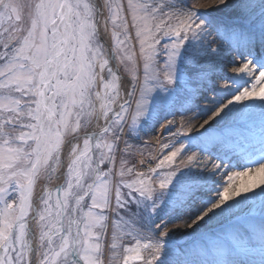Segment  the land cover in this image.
I'll return each mask as SVG.
<instances>
[{
  "label": "snow or ice",
  "instance_id": "obj_1",
  "mask_svg": "<svg viewBox=\"0 0 264 264\" xmlns=\"http://www.w3.org/2000/svg\"><path fill=\"white\" fill-rule=\"evenodd\" d=\"M188 113L203 131L167 120ZM161 120L187 144L145 157ZM237 159L255 175L224 187ZM257 228L264 0H0V264H194L208 240L227 256Z\"/></svg>",
  "mask_w": 264,
  "mask_h": 264
},
{
  "label": "rangeland",
  "instance_id": "obj_2",
  "mask_svg": "<svg viewBox=\"0 0 264 264\" xmlns=\"http://www.w3.org/2000/svg\"><path fill=\"white\" fill-rule=\"evenodd\" d=\"M17 2H19L23 5L25 0H17ZM147 2L151 3V0H147ZM192 2L197 7L207 8L209 5V4H205L203 2L201 4L200 0H192ZM25 12H26V8H22V13H25ZM136 50L138 52V45H137ZM122 72H123V69H122ZM125 74H127V73H125ZM139 75L142 79V76H143L142 65L140 67ZM251 83L252 82L249 81L246 86H248L250 88ZM254 101H252V103H255ZM191 116H192V113H188L187 115L177 114L174 117L177 119L178 127L182 126V131L188 132V134H190V135H195L196 132L203 131L200 128L201 123L199 124V121H202V120H199V121L192 120ZM168 117H171V116H168ZM162 121L163 120H161L159 123H161ZM159 123H157L155 125L156 130L154 132H151L148 135L143 136L141 146L144 147V149H145V157H148V153H151L153 156H156L158 158H162V155H167L169 151L173 150V148H169L167 150H164L163 153H161L159 145L156 144L154 134L157 131V127H158ZM189 130H190V132H189ZM169 140L174 141V148H180L181 144H185V145L187 144V141L181 139L180 137H173L170 133L167 134V136H164L161 139V142L162 143H168ZM192 151H197V150L196 149H192L190 151L181 150V153L178 154V156L176 157L173 168L183 167L182 161H185L187 159V156L192 154ZM138 159H139V156H136L134 159H132V163H135ZM156 162H158V160H152V165L154 166ZM238 163H239L238 159L234 161V165H238ZM118 166L119 165L117 163V167ZM248 179L249 178H247V180L240 182L239 181L240 176L233 177V179L231 181H229L227 178L225 181V183H226L225 187H231L232 189L238 188V187H240L241 184L247 183ZM54 182H56V180L52 181V183H54ZM62 182H63V180L61 179L60 183H62ZM56 184H59V183L57 182ZM49 187H51L53 189V192H55L54 185L52 186L50 184ZM255 191L258 192L259 190L255 189ZM256 209H257L256 215L259 216V201L256 202ZM245 226H247V225H245ZM191 239H192L191 236L186 235L183 237V239H181L179 241V243L183 244V243H185V241H190ZM253 240H254V242L251 245L241 247V248L237 249L236 251H234L230 254V255H234V256L239 258L240 261L238 264H264V239H262L261 233H260L258 228L256 229ZM197 243L199 245V242H197ZM212 245H213V241L208 240V248L207 249H205L202 245H200L197 248V251L199 252V254L193 253L189 256V258L194 257V259H192L193 261L194 260L209 261V260H213V259H217V260L224 259V256L220 255V253H223V252H218L216 249L213 248ZM106 255L110 256L111 253L106 252ZM144 255L147 256V252H145ZM225 259H227V257H225ZM130 264H143V262L142 261H132V262H130Z\"/></svg>",
  "mask_w": 264,
  "mask_h": 264
},
{
  "label": "bare ground",
  "instance_id": "obj_3",
  "mask_svg": "<svg viewBox=\"0 0 264 264\" xmlns=\"http://www.w3.org/2000/svg\"><path fill=\"white\" fill-rule=\"evenodd\" d=\"M202 2L203 3H205V4H210L211 2H212V0H200V3L202 4ZM237 66H239V65H237ZM245 79H248L247 77H245ZM249 81H251V82H253L252 80H250L249 79ZM222 83H230V82H222ZM252 84V83H251ZM255 102V104H259L260 103V101L259 100H255L254 101ZM206 119V118H205ZM167 120H174L175 121V124H176V127H178V123H177V119L174 117V116H171V117H167ZM165 123V121L163 120L161 123H159V125H158V127H157V131L155 132V142L157 141V139H159V140H161L164 136H167V134H171V132H174L175 130H176V128H173V129H171V131H164L161 127H160V125L161 124H164ZM202 124L203 123V120L202 121H199V124ZM200 124V125H201ZM156 144H157V142H156ZM150 162L152 163V160H150ZM238 165H234V166H230V167H228L227 168V171H226V173L223 175V177H222V182H223V186L225 187V181H226V179L229 177V176H233V177H236V175H235V173H238V172H240V173H246L245 175H241L240 176V182H242V181H244V180H247V178H249V176H253V175H255V168L256 167H258V165H252L251 166V172H246V168L247 167H249L248 165H245L244 164V162L242 161V160H239L238 159ZM147 167V164H145V165H143V166H140L138 169L140 170V171H143L145 168ZM217 179H221V175L220 174H217V177H216ZM60 183V180H56V182H54V183H52L51 182V185L53 186H55V184L56 183ZM231 188V187H230ZM259 190V189H258ZM220 255H222V256H224V259H225V257H227V259L228 260H231L232 261V264H238L239 263V258L238 257H236V256H234V255H225V254H223V253H220ZM192 259H194V257L192 258V257H190L189 258V260L190 261H193ZM223 260V259H222ZM194 262V264H195V262H200V260H194L193 261Z\"/></svg>",
  "mask_w": 264,
  "mask_h": 264
}]
</instances>
